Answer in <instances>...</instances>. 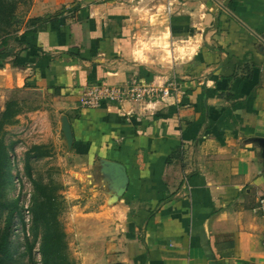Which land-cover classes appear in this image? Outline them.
Listing matches in <instances>:
<instances>
[{
	"label": "crops",
	"instance_id": "obj_1",
	"mask_svg": "<svg viewBox=\"0 0 264 264\" xmlns=\"http://www.w3.org/2000/svg\"><path fill=\"white\" fill-rule=\"evenodd\" d=\"M31 18L0 74L41 97L17 117L36 141L87 171L68 196L78 264H264V0H32ZM134 78L170 94L80 105Z\"/></svg>",
	"mask_w": 264,
	"mask_h": 264
},
{
	"label": "rangeland",
	"instance_id": "obj_2",
	"mask_svg": "<svg viewBox=\"0 0 264 264\" xmlns=\"http://www.w3.org/2000/svg\"><path fill=\"white\" fill-rule=\"evenodd\" d=\"M32 0H19L17 3L16 16L17 21L12 27L4 28L0 23V48L5 49V53L9 56L5 62H11L10 58L14 57L22 49V44L19 38H22L23 32L28 27V14L31 8ZM5 40V42H4ZM2 46V47H1ZM164 56V55H163ZM10 76V74H9ZM8 74H0V113L4 109L5 103L14 96H21L22 107L26 110H34L40 108L41 97L38 94H26L21 91L11 90L7 85ZM13 96V97H12ZM20 123V124H18ZM6 141L12 145L10 150L12 165H11V181L3 190V199L6 204L18 200V210L15 211L13 222L10 228L9 249L10 258L8 264H42L41 247V229L39 235L34 236V226L32 222L31 206L34 198V185L26 173V152L34 144H39L36 137L42 134L35 126V122L29 116L22 118L15 124L7 127ZM41 144V143H40ZM53 155L48 157L31 158L33 177L40 182L46 183L49 179H54L62 185L60 193L65 198V205L61 213V220L65 226L69 244L70 256L77 262L78 242L72 240L75 238L74 225L76 211L73 197L70 195V188L76 185L80 180L79 171L87 172L80 168L81 162L75 160L71 153L66 152V147L59 146L58 148L51 144ZM62 147V148H61ZM79 177V178H78ZM86 180V179H85ZM86 185V190L90 188V184L83 181ZM11 207L0 208V237L4 231L7 214ZM33 245V254L30 257L29 243Z\"/></svg>",
	"mask_w": 264,
	"mask_h": 264
},
{
	"label": "trees",
	"instance_id": "obj_3",
	"mask_svg": "<svg viewBox=\"0 0 264 264\" xmlns=\"http://www.w3.org/2000/svg\"><path fill=\"white\" fill-rule=\"evenodd\" d=\"M18 2L19 0H0V23L4 28L12 27L17 21ZM38 20L39 18H31L28 23L31 24ZM9 55L5 53L4 48H0V62L4 63ZM14 56L16 57L17 54ZM22 110V104L19 100L10 99L5 103L4 109L0 113V208L11 207L7 214L4 231L0 237V264H8L11 256L9 249L10 228L14 213L18 210V200L8 205L3 199V190L11 181L12 165L10 155L12 145L6 141L7 127L17 123V117ZM52 155L53 150L47 144H34L26 152V173L33 182L35 191L31 206L34 236L37 237L41 229L42 264H77L70 256L67 232L61 220V213L65 205V198L60 193L62 185L52 178L43 183L33 177L31 158L50 157ZM28 244L30 257H32L33 245L30 242Z\"/></svg>",
	"mask_w": 264,
	"mask_h": 264
},
{
	"label": "built area",
	"instance_id": "obj_4",
	"mask_svg": "<svg viewBox=\"0 0 264 264\" xmlns=\"http://www.w3.org/2000/svg\"><path fill=\"white\" fill-rule=\"evenodd\" d=\"M169 94L170 87L160 88L134 78L125 85L102 83L89 86L82 91L79 102L82 107L97 108L104 103L122 104L126 101L154 100ZM257 209L264 216V196L260 198Z\"/></svg>",
	"mask_w": 264,
	"mask_h": 264
},
{
	"label": "water",
	"instance_id": "obj_5",
	"mask_svg": "<svg viewBox=\"0 0 264 264\" xmlns=\"http://www.w3.org/2000/svg\"><path fill=\"white\" fill-rule=\"evenodd\" d=\"M261 40L264 42V33L261 35ZM62 129H63V133L67 139L69 146H72L74 136L72 133L70 122L67 117L63 119ZM106 164L108 166V169L113 168L115 171H117V174H118L117 179H119V181L120 180L122 181V172H123L122 166L116 162H110V161L106 162Z\"/></svg>",
	"mask_w": 264,
	"mask_h": 264
}]
</instances>
